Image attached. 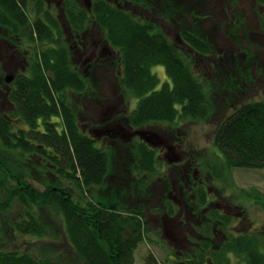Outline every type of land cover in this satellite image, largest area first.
Returning <instances> with one entry per match:
<instances>
[{"label": "trees", "instance_id": "trees-1", "mask_svg": "<svg viewBox=\"0 0 264 264\" xmlns=\"http://www.w3.org/2000/svg\"><path fill=\"white\" fill-rule=\"evenodd\" d=\"M177 2L171 0L173 12ZM256 3L264 11V0ZM66 4L67 18L75 32L82 34L95 22L121 48L123 68L117 74H121L122 95L125 99H138L134 110L120 115L125 126L144 130L153 125H167L170 132L179 135L183 134L182 125L191 120L217 121L212 135L215 153L209 161H202L196 151L191 156L198 162L196 166L224 182L234 169H264V100L249 98L232 107L233 112L223 120H214L217 110L214 92H234L238 86L236 78L239 92L245 90V82L255 81V65L251 64L256 63V58L249 50L245 54L236 52L226 61L224 56L212 75L197 76L175 44L165 41L162 35L152 36L148 25L138 23L115 4L94 0L93 20L89 24L88 13L84 7H77L76 0H66ZM24 5V0H0L2 8L18 17L24 15L20 8ZM42 11L49 25L38 22L31 28L32 38L36 34L40 46L36 51L37 62L28 75L15 80L7 95L12 105L0 107V219L10 233L57 239V233L52 232L53 224L54 219L61 217L64 251L59 255L50 244L38 245L33 251L10 249L3 246L5 237L0 229V264H136V251L150 232L142 223L145 213L141 211L146 206L137 209L123 206L119 197L127 196L125 190L120 192L117 186H108L113 158L129 157L127 165L122 164L121 177L125 183L128 168L131 175L128 185L137 190L138 197L149 195L145 189L152 176H165L159 169L162 162L144 141L128 143L126 149H102L97 146V139L81 128L72 100L84 96L90 99L95 91L91 94L90 79L73 68L60 24L52 17L47 18L46 9ZM0 24L7 26L3 21ZM26 24L30 26L29 21ZM185 28L190 30L188 26ZM193 33L183 30L181 34L198 52L216 53L211 45L196 38L199 35L196 28ZM56 38L58 49L52 46ZM156 65L165 68L170 82L160 86V79L152 71ZM129 95L132 97L128 98ZM244 192L245 199L253 198L264 209L263 194L256 189ZM198 197L206 206L207 193L203 191ZM161 201L166 202L164 207L171 212L170 217H182L174 214L168 199ZM210 213L209 218L225 224L229 221L227 215ZM201 224L203 240L200 247L193 248L200 261L187 264H204L210 258L229 264L231 255L248 256L249 264H264L256 237L230 236L222 245H213L215 225L208 221ZM143 264L163 263L149 253Z\"/></svg>", "mask_w": 264, "mask_h": 264}, {"label": "flooded vegetation", "instance_id": "flooded-vegetation-1", "mask_svg": "<svg viewBox=\"0 0 264 264\" xmlns=\"http://www.w3.org/2000/svg\"><path fill=\"white\" fill-rule=\"evenodd\" d=\"M24 1L25 5L20 7L23 9L24 15L19 17L17 15H12L7 12L5 8L0 6V21H3L7 25L3 26L0 24V74L4 72L9 73L6 75L5 82L0 83V107L1 105L4 107H6L7 104L9 106L12 105L11 102L8 101L7 95L14 85L15 80L18 76L28 75L30 68L37 62L35 59L36 51L38 53L37 48L40 46L37 44V35L34 34L32 38L31 28L34 29L35 24L38 22L40 24L46 23L49 25L44 19L42 11L44 9L48 11L47 18H54L62 28L64 42L70 50V59L73 63V68L83 73L88 79H90L93 73L95 78L98 76L102 77L105 79V83L107 82L111 86L121 89L119 81L121 74H117V71H121L123 68L121 64L122 51L120 47L113 44L107 32L103 31L101 26L97 25L95 22L89 24V22L91 23L90 20H93L91 15L94 0H76L88 13L86 19L87 24H89L87 26L88 29L82 34L75 32L68 21L66 0ZM106 1L115 4L120 11H127L138 23L148 25L152 36L155 34L162 35L165 41L175 44L179 51L185 54L189 62L199 69L198 71L201 74L212 75L217 69L220 60H223L224 56L226 57L225 53H247L242 46L243 41L234 34H229L228 31L222 33V26L220 27L223 36L219 43L215 44L209 32L204 30L205 28L202 24L194 25L190 23L191 26H188L190 30H188V28H185L187 24H180L178 20H172L169 14V10L172 9L171 0ZM177 1L181 4L179 8L187 9V4L184 3V0ZM247 1L249 2L251 0ZM253 1L255 3L256 0ZM239 9L240 8L235 9L232 0H226V4L222 5L221 14L226 16V21H229V18H231L229 22L233 24L237 14L240 13ZM190 10H192V8ZM13 20L16 23H13ZM27 21L30 22V26L26 24ZM259 27L260 30L256 32L264 34L263 22L259 24ZM194 28L199 31V35H197L196 38L202 42L209 43L213 51H218L217 54L200 53L182 37L181 33L183 30L188 34L194 35ZM57 40L59 39L56 38V40L52 42V46L55 49H58L59 46L58 42H56ZM256 47L259 46L256 45ZM159 68L165 71V68L161 65L153 67V69L157 71ZM9 75L13 76L11 83H7L6 81ZM263 83V77L255 74V81L253 83L249 82L244 87L249 92V90L253 88L258 90L260 84ZM228 92L229 91L226 90L227 96L229 95ZM132 99L127 101L124 97L114 100L109 98L108 101L101 102L97 111L101 119L98 120V124L94 123L93 125V123H90L88 124L89 126L86 124L85 132L92 134L91 136L94 139L108 142L110 147H120L116 145L118 141L122 145L131 144L135 141H144L156 151L157 158L162 162L164 170V172L163 170L162 172L164 174L166 173V175L152 181L151 189L153 193L151 196H157V194H155L157 192L159 199L166 200L172 198L179 205L178 208L174 210L175 215L182 216V214H185L186 217L189 215L191 216L190 219L185 218L180 221L179 217H170L168 214L171 212L167 210L162 212L163 216L158 220L159 226L163 228V239L171 248L176 249L171 255L175 264H187V262L196 259L200 261V257L196 258L195 250L193 249L197 246L200 247L203 240L202 224L193 221L194 218L200 214L204 215L205 221L215 225L213 229L215 237L213 241H211L213 245H222L225 241L230 240V236L238 237L241 235H248L253 238L256 237L257 247L260 253L264 254V217L261 222H254L255 220H252L249 212L242 204L227 200L223 201L224 191L214 183L212 176H208L206 178L207 181H205L202 171L196 166L198 162L191 159L192 154L197 151V146L195 144L189 143L188 139L182 136V134H170L169 131L164 128L165 126L159 127L163 130L161 133L154 130L147 131L155 137H148V140H144L139 135H136V132L140 131L139 129L125 127L121 125L119 121L113 120L114 115H124L131 112L128 110V107ZM123 107L125 108L124 110H122ZM121 178L115 181L118 184L124 183V179ZM152 178H155V176H152L151 180ZM157 181H159L158 186H156ZM162 181L165 184L164 187V184L161 183ZM117 187L120 192L124 189L120 185ZM203 191L207 193L208 203L206 206H203L198 201V196ZM175 192L182 195L183 198L187 196L188 199H185L182 203L178 197L173 195ZM189 201H192L191 203L194 204L191 208L186 204ZM213 211L227 215V217H229L228 223L225 224L217 218H209V214L211 215L210 212ZM186 221L190 223L185 224ZM218 227L219 229H217ZM225 228L227 229V233L224 231ZM177 231L182 232L180 233L181 239L176 237ZM217 237H221V239ZM179 243H186L187 246ZM177 245H180L181 248L177 249ZM204 264L225 263L214 262L210 258L207 260V263L205 262ZM229 264H249V257L243 256L241 258L236 255H231L229 256Z\"/></svg>", "mask_w": 264, "mask_h": 264}, {"label": "rangeland", "instance_id": "rangeland-1", "mask_svg": "<svg viewBox=\"0 0 264 264\" xmlns=\"http://www.w3.org/2000/svg\"><path fill=\"white\" fill-rule=\"evenodd\" d=\"M77 7H80L81 4L77 1ZM184 3L187 4V9L185 8H179L181 6L180 3L177 2V8L176 11L173 12V10H169V14L172 20H178V23L180 24H187L186 26H191L190 23H193L194 25L202 24L204 26V30L206 32H209L211 35V39L213 43H219L221 40V37L223 36L222 33H225L228 31L229 34H234L236 37H238L242 42V46L246 51H248L254 58H256V63H252L251 65H255L254 68V74H258L264 79V48L256 47L255 44L250 42L247 38V33L249 31H259L260 27L259 24L264 22V11L260 6L257 5L256 1L254 3L253 0L247 1V0H232V3L235 7V9L240 8V13L237 14L234 23H230L229 21L231 18H229V21H226V16L221 14V8L223 4H226V0H184ZM194 4V5H193ZM173 8V7H172ZM192 8V10H190ZM178 9V10H177ZM261 22V23H260ZM222 26V33H221V27ZM262 27V26H261ZM264 28V25H263ZM263 34V33H262ZM209 41V39L207 38ZM209 44V43H208ZM213 51V48H212ZM218 51H216L215 54H217ZM184 56L185 54L182 53ZM249 54V56H250ZM226 59H230V57H233L231 53H225ZM245 58L242 59V63L244 62ZM189 65L191 69L195 72L197 76H203L191 62H189ZM232 69H237V66H232ZM229 70V69H227ZM153 73L157 75V77L160 79V86H162L165 82H170V79L167 77L166 72L159 68V70H152ZM8 72H4L0 74V83L5 82L6 75H8ZM221 75V74H220ZM231 75H235L234 71H231ZM214 76V75H213ZM114 82V80H113ZM90 83L92 87L91 94L95 91V95L92 98H73L72 102H74L77 110V118L81 119L79 120V124L81 128L85 131L86 124L94 123L98 124V120H100V115L98 114L99 105L101 102L108 101V99H120L123 97L122 90L118 87L111 86L109 83H105V79L102 77L95 78L93 76V73L90 77ZM249 82H245L244 86L247 85ZM235 84L238 85L236 90L228 92L229 95H226V90L220 91L218 93L214 92V95L216 97V113L214 114V120H223L227 117V115L231 114L233 112L232 107H237L238 103L245 102V100L249 98H253V100H264V83L260 84V88L258 90H255V88L249 90L245 89L243 92H239V80L235 79ZM159 86V87H160ZM235 94V96H234ZM128 94H126L127 96ZM131 98L132 96L129 95L128 98ZM131 104L128 107L129 111H132L136 108L138 99L135 97H132ZM228 98V102H227ZM236 99L235 101L233 100ZM101 100V101H100ZM129 100V99H126ZM130 101V100H129ZM233 101V102H232ZM120 108V105H119ZM125 108L123 107L122 110ZM83 113L85 115L83 116ZM120 115V114H119ZM113 117V120H117L120 122L121 125L123 124V120L120 118V116ZM105 117V116H103ZM204 123V122H196V121H189L182 125L183 128V136L188 139L189 143L195 144L197 146V153L199 160L205 161L210 160L211 156L214 155V151L216 148L213 145V129L215 126V123ZM101 124V123H100ZM89 126V125H88ZM127 127V126H125ZM159 127H162L161 125H153L152 127L145 128V131H158L161 133L163 130H161ZM166 130L169 131V128L167 125L164 127ZM128 129V128H127ZM167 131V132H168ZM170 134L175 135L174 133L170 132ZM92 135V134H90ZM117 146L122 147L123 149H126L127 146L122 145L119 141L116 144ZM97 146L102 149H109L110 145L108 142L97 140ZM126 146V148L124 147ZM127 159H129L128 156L125 157V159H120L119 157L113 158V166H112V176L110 177V182L108 186L112 188L113 186H121L125 190V194L127 196L119 197V200L121 201L122 205L125 207H128L130 209H137L141 208L140 206L143 205L146 206L145 209L141 211V213H145L143 215L142 223L144 224L145 228H149L150 232L147 234V241L143 242L136 251V264H143L144 260L147 256V254L152 253L161 263L163 264H175V262L172 259L173 251L176 249L171 248L168 243L162 239L163 238V228L159 226L158 220L162 218V212L167 211L168 208L164 207V203L161 199H159V195L156 192L157 196H151L152 195V189H151V183L155 179H159L160 177L157 176L155 178H152L150 184L145 189V192H148L149 195L143 197H138L137 193H135L137 190L135 188H130L128 185V175H130V171L127 168L125 175V183L118 184L116 181L121 178L123 167L122 164L125 163L127 165ZM123 160L125 162H123ZM122 168V169H121ZM159 169L162 171L163 166L160 164ZM203 170V168H202ZM204 171V170H203ZM202 171V175L205 177V181H207V177L210 175H206V172ZM164 172V170H163ZM166 175V173H165ZM200 175V174H199ZM201 175V176H202ZM122 179V178H121ZM116 180V181H115ZM131 183V182H130ZM129 183V184H130ZM164 184V182H161ZM214 183L218 185L221 190H223V201H231V202H238L239 204H242L246 210L249 212L250 216L252 217V220H255L254 222L262 221L264 217V209L260 205L256 204V201L253 198H244L243 195H247L246 192L248 191L252 193V190L256 189L261 194L264 195V169H258V170H249V169H234L229 173V178L226 182L222 180H215ZM159 185V181H157L156 186ZM128 186V187H127ZM165 184L163 185V187ZM42 188V186H40ZM126 187V188H125ZM178 188V187H177ZM134 189V190H133ZM179 189V188H178ZM100 191V190H99ZM139 191V190H138ZM132 193L135 195L134 198L130 196L128 193ZM117 195V193H115ZM174 196L178 197L181 202L183 203L185 199H188L187 196L184 198L179 193L175 192L173 194ZM119 196V195H117ZM225 196V197H224ZM139 199V200H137ZM200 199V197L198 198ZM163 200V199H162ZM169 200V205H172V209L175 210L178 208V204L172 199ZM220 201V200H219ZM191 207L194 206L193 203L190 201L187 202ZM167 205V204H166ZM148 206H152L149 207ZM168 206V205H167ZM178 212V211H176ZM12 214L14 211L11 212ZM10 214V215H12ZM261 215V216H260ZM161 216V217H160ZM188 216V215H187ZM185 218L190 219L191 216L189 215L186 217L185 214H182V217L179 219L184 220ZM193 221H196L198 223H202L204 220V215L200 214L194 218ZM190 223L189 221H186L185 224ZM5 223H2V219H0V229H2V236L5 237L4 245L7 246L10 249H18L20 251L27 248L29 251H33V249H36L38 245L42 244H50L55 251L61 254L63 253L64 249L62 248V243L65 242V235L64 230L62 228V220L61 217H57L54 219L53 224V230L52 232L57 233V239L52 238H45V239H38L33 237H24L19 236L18 234L14 232H8V226L4 225ZM183 225V224H182ZM219 229V227L217 228ZM224 231L227 233V229L225 228ZM223 231V232H224ZM224 232V233H225ZM182 232L177 231L176 237L178 239H181ZM218 239H221V237H217ZM168 240V239H167ZM181 244V243H179ZM181 245H186V243H183ZM177 249H180L181 246L177 245Z\"/></svg>", "mask_w": 264, "mask_h": 264}, {"label": "water", "instance_id": "water-1", "mask_svg": "<svg viewBox=\"0 0 264 264\" xmlns=\"http://www.w3.org/2000/svg\"><path fill=\"white\" fill-rule=\"evenodd\" d=\"M248 39L258 45L260 48H264V34L262 33H259V32H256V31H250L248 33ZM13 80V76L12 75H9L7 77V83H11ZM136 135H139L142 139L144 140H148V137H155V136H152L150 133H148L147 131H143V130H140V131H137L136 132Z\"/></svg>", "mask_w": 264, "mask_h": 264}]
</instances>
